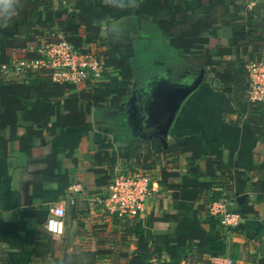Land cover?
<instances>
[{
  "label": "crops",
  "instance_id": "0c3cea01",
  "mask_svg": "<svg viewBox=\"0 0 264 264\" xmlns=\"http://www.w3.org/2000/svg\"><path fill=\"white\" fill-rule=\"evenodd\" d=\"M77 1L20 0L17 11L22 12L26 7L35 24L33 34L44 38L48 36L51 28L40 27L38 22L44 18L46 9L73 13ZM176 4L188 13L196 11L200 14L211 10L217 13V28L203 33L210 41L204 49L209 51L213 60H220L218 47H232L233 52L243 56L242 48L235 45L236 26L252 18H264V0H169V10H161L159 17L140 15L137 7L127 10L114 8L112 15L115 21L109 25L104 20L101 23L102 29L119 25L121 31L118 37L112 34L100 44L103 54L109 52L111 46L116 47L117 58L129 62L134 69V78L129 82V92L125 100L127 101L130 95L137 97L133 99L132 115L127 112L122 117L119 113L114 114L111 109L109 114L112 113L115 118L96 120L98 109H93L88 118L92 123V131L81 138L76 149L67 138L59 136V130L46 132V138L54 141L60 158L68 155L80 161L89 160L101 135L106 136L107 141L113 145V148L109 149L110 156H116V160L124 163L136 162L119 157V153L123 152L119 150L120 147L128 144L140 148L148 143H153V147L161 145L164 149L172 145L180 148L155 155V162L150 168L154 178L155 195L146 202L134 234L144 237L149 245L155 243L159 236L173 238L179 220L185 216L200 222L207 233L205 245L199 246L198 241L192 245L187 242L178 247L176 256L163 249L158 255L142 260L141 264H264V108L252 113L253 121L248 122L245 128V117L239 115L229 96L211 82L210 76L203 72L199 63L190 56L180 54L170 45L169 39L158 26L161 20L171 19L170 10ZM15 23H22V20H16ZM6 30L7 28L0 27V34H4ZM81 34L85 35L84 26ZM153 35L157 41L155 47L150 50L146 40ZM159 42L163 43L164 49L172 55L173 63L170 64L162 56ZM149 51H153V54H149ZM13 58V53L9 52L6 61ZM155 77L163 81L181 80L182 85L190 88V93L174 112L166 141L150 136V132L145 131V122L151 124L153 119L145 109V99L138 93V84L141 81L144 84ZM183 78L188 81H183ZM0 80L8 84L12 79H5L0 74ZM117 80V77L112 79L115 82ZM19 82L38 84L32 77L23 78ZM147 88L148 85L141 89V92ZM140 98L141 104L137 101ZM27 105L33 107L34 102L30 101ZM121 121L124 122L120 126ZM137 123L143 127V136L132 133L131 129ZM110 124L118 129H111L113 127ZM23 132L22 128L18 131L20 135ZM7 155L11 181L8 184L0 182L2 223L16 222L19 209L24 212L45 211L50 214L52 207L60 204L66 209V217L63 235L49 233L45 222L40 224L34 219L28 221L23 234L0 229V264H57L62 256L77 248V243L83 241L86 236L95 240V248L91 250H98L95 226L107 224V235L116 232L115 228L120 227L106 215L101 218L94 217L93 212L98 211V208L91 198L100 193L99 190L88 191L83 188L85 199L79 201L76 206L69 205L68 197L74 183L72 179L68 185L46 182L41 194L35 195L31 204L23 203L27 184L23 179V168L16 163L17 158L21 156L18 142L8 144ZM57 171H63L62 165ZM192 171L197 174L191 173ZM167 172L175 174L165 180L163 175ZM195 181L199 184H209L208 188L203 187L196 196L188 192L191 188H184L185 184L191 185ZM31 193L32 187L28 191L29 195ZM218 198L228 199L232 208L250 205L252 209L245 216H241L236 226L226 227L205 208L207 203ZM167 215H175L177 219L168 220ZM114 240L110 239L107 247L114 249ZM130 247L132 251L135 250L134 244Z\"/></svg>",
  "mask_w": 264,
  "mask_h": 264
},
{
  "label": "trees",
  "instance_id": "16d2710c",
  "mask_svg": "<svg viewBox=\"0 0 264 264\" xmlns=\"http://www.w3.org/2000/svg\"><path fill=\"white\" fill-rule=\"evenodd\" d=\"M168 4L169 0H138L137 9L140 15L159 17L161 10H169ZM113 9L106 6L103 0H78L75 12L64 13L47 8L44 18L38 22L40 27H50V33L54 31L61 33L75 49L92 54L103 61L104 67L100 81H84L76 85L53 84L47 71L31 73L28 76L36 80L38 83L36 85L23 84L16 79L7 82L8 84L0 80V150L2 151L0 182L8 184L11 181L8 173L7 149L10 142L16 141L21 152L16 163L23 168V179L27 184L23 203L31 204L34 196L41 194L46 182L68 185L72 179L73 185L80 184L88 191H102L108 186L116 156H110L109 149H112L113 145L107 141L106 136L101 135L96 141L88 161H80L68 155L60 158L54 141L47 140L45 133L53 130L61 131L59 136L67 138L76 149L81 138L92 131V123L88 118L93 109L102 110L105 113H110L111 109L118 111L126 100L129 82L134 78V69L129 62L117 58L116 47L111 46L109 52L103 54L102 44H100L112 36L110 33L112 27L102 29L101 23L106 20L107 24L111 25L115 21L112 15ZM170 13L171 19L161 20L158 28L169 39L174 49L180 54L192 57L200 64L201 69H207L211 82L229 96L239 115L245 117L244 127L246 128L253 121L252 113L264 108V100L256 103L248 101L246 70L249 61L264 58V18H252L236 26L237 44L235 45L242 48L243 56L233 52L232 47H218L217 53L220 60H213L209 51L204 49L210 41L203 36V33L217 28V13L213 10L200 14L196 11L188 13L178 4L170 10ZM16 20H22V23H15ZM82 26H84V36L81 34ZM34 27L35 24L26 7L22 12L17 11L6 27V32L0 34V57L2 58L0 63L8 62L6 58L9 52L13 53V59L39 57L36 49L52 42L54 38L50 33L44 38L35 36L32 32ZM116 77L118 80L112 81ZM30 101L34 102L33 107L27 105ZM119 114L122 117L124 115L123 112ZM123 122H120V126ZM21 128L24 130L22 135L18 133ZM152 144L148 143L143 148L125 145L120 147L119 150L123 152L119 153V157L129 161L135 160L150 169L157 153L165 154L180 149L176 145L164 149L161 145L153 147ZM60 165L63 171L58 173ZM191 173L197 174L195 171ZM173 174L175 173L167 172L163 177L166 180ZM208 185L195 181L191 185L185 184L184 188H191L192 190L188 192L196 196L203 187L208 188ZM31 187L32 193L29 195L28 191ZM214 200L207 203L205 208L209 209V205ZM232 209L239 210L241 216H245L252 208L250 205L245 207L242 205ZM16 215V222L2 223L0 220L1 231L23 234L30 219L41 224L46 222L49 214L45 211L24 212L19 209ZM166 217L168 220L177 219L175 215ZM135 226L136 223H125L122 226L126 240L123 241L135 245V250L130 253L129 264H141L142 260L158 255L163 249L168 250L172 256H176L178 247L187 242L192 245L193 242L198 241L199 246L205 245L207 233L200 222L185 216L179 220L173 238L159 236L152 245H149L144 237L134 234ZM106 231L107 224L101 223L94 227L99 244V249L93 251L96 256L113 252L110 246L107 247L109 242ZM130 244L127 247H130ZM110 245L112 246L111 243Z\"/></svg>",
  "mask_w": 264,
  "mask_h": 264
},
{
  "label": "built area",
  "instance_id": "2783aa9c",
  "mask_svg": "<svg viewBox=\"0 0 264 264\" xmlns=\"http://www.w3.org/2000/svg\"><path fill=\"white\" fill-rule=\"evenodd\" d=\"M54 40L39 46L37 59H12L0 63V74L5 79L17 81L27 78L31 73L48 72L53 84H78L84 81L98 82L102 78L104 63L89 53L81 52L70 45L61 33H50ZM248 75L247 98L256 103L264 100V58L254 59L246 66ZM203 72H207L204 68ZM152 169L141 163H124L118 159L114 163L108 186L91 198L98 211L94 217L104 215L116 221L120 227L125 223H137L143 214L146 202L155 195ZM85 199L83 188L75 184L69 193L68 202L76 206ZM208 211L218 217L221 224L236 226L241 219L239 210L232 209L228 199L214 200ZM66 209L55 205L45 222L46 230L51 234L63 235L65 231Z\"/></svg>",
  "mask_w": 264,
  "mask_h": 264
},
{
  "label": "water",
  "instance_id": "95a60500",
  "mask_svg": "<svg viewBox=\"0 0 264 264\" xmlns=\"http://www.w3.org/2000/svg\"><path fill=\"white\" fill-rule=\"evenodd\" d=\"M190 93V88L179 81H163L153 78L147 89L142 90L141 98L145 99V109L153 123L145 122V131L150 136L166 141L174 112L179 103Z\"/></svg>",
  "mask_w": 264,
  "mask_h": 264
},
{
  "label": "rangeland",
  "instance_id": "374dc122",
  "mask_svg": "<svg viewBox=\"0 0 264 264\" xmlns=\"http://www.w3.org/2000/svg\"><path fill=\"white\" fill-rule=\"evenodd\" d=\"M147 35V33H145ZM149 40H146L147 47L153 49L155 47L157 39H155L154 35L150 36ZM164 44L159 42L160 51L162 52V56L171 64L174 62L172 55L169 53L166 48L164 49ZM149 54H153V51H149ZM150 57V56H149ZM183 81H188L185 78L182 79ZM145 111V110H144ZM95 119L99 120L102 118L104 119H113L114 116L112 113L109 112L105 113L103 111L97 110L95 114ZM112 123H114L112 121ZM111 129L117 130V127L112 126L110 124ZM132 128V127H131ZM107 129V128H106ZM132 130V129H131ZM91 225V224H90ZM116 232H112L111 235H107V240L110 242V239L114 240V249L112 253H106L99 256L93 254V250H91L94 246V239H90L88 236L81 241L82 243H77V248H73V251L70 253L65 254L62 256L57 264H129L130 261V253L132 251L131 247H127L131 242H125L124 238V228L117 227L115 228ZM118 229V230H117ZM124 238V239H123ZM125 240V241H123ZM131 245V244H130Z\"/></svg>",
  "mask_w": 264,
  "mask_h": 264
},
{
  "label": "clouds",
  "instance_id": "9594fccd",
  "mask_svg": "<svg viewBox=\"0 0 264 264\" xmlns=\"http://www.w3.org/2000/svg\"><path fill=\"white\" fill-rule=\"evenodd\" d=\"M106 6L127 10L138 7V0H103ZM20 0H0V27H8L12 18L16 15ZM112 34L118 37L121 31L119 25L112 26Z\"/></svg>",
  "mask_w": 264,
  "mask_h": 264
},
{
  "label": "flooded vegetation",
  "instance_id": "af4514ba",
  "mask_svg": "<svg viewBox=\"0 0 264 264\" xmlns=\"http://www.w3.org/2000/svg\"><path fill=\"white\" fill-rule=\"evenodd\" d=\"M146 78V77H145ZM151 83V80L149 81V82H146V83H144L143 84V81H141V83H140V87H138V93H139V95H141L140 94V92H141V89H143V88H145V86L146 85H149ZM144 85V86H143ZM143 86V87H142ZM140 88V89H139ZM135 98H137L136 96H132V95H130L129 96V98L127 99V101H124L122 104H121V106L119 107V109H118V111L119 112H123V114L124 113H127V112H129L131 115H132V113H133V111H131V108H133V99H135ZM131 99V100H130ZM128 100H130L129 102H128ZM137 101H139V103L141 104V98H140V100H137ZM117 110L115 111L114 110V114H118L119 112H118ZM134 128L132 129V133L133 134H138L139 136H143V134H144V130L142 129L143 127H141V124H139V123H137L136 125H134L133 126Z\"/></svg>",
  "mask_w": 264,
  "mask_h": 264
}]
</instances>
